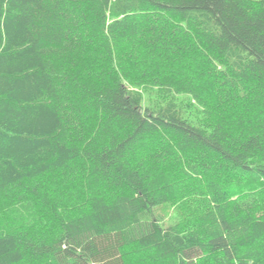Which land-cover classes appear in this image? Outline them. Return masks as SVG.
<instances>
[{
	"label": "trees",
	"instance_id": "1",
	"mask_svg": "<svg viewBox=\"0 0 264 264\" xmlns=\"http://www.w3.org/2000/svg\"><path fill=\"white\" fill-rule=\"evenodd\" d=\"M0 264H264V0H0Z\"/></svg>",
	"mask_w": 264,
	"mask_h": 264
}]
</instances>
